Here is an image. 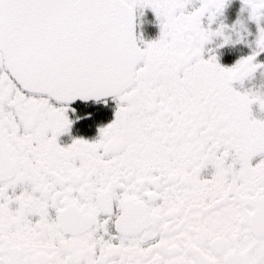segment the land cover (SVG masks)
I'll use <instances>...</instances> for the list:
<instances>
[{"label":"snow or ice","instance_id":"6c2138e0","mask_svg":"<svg viewBox=\"0 0 264 264\" xmlns=\"http://www.w3.org/2000/svg\"><path fill=\"white\" fill-rule=\"evenodd\" d=\"M246 2L264 16V0ZM186 3L0 0V264H177L164 243L146 245L172 242L204 171L222 183L235 159L264 186V166L249 163L264 158L250 107L264 99L231 86L254 57L234 68L204 59L201 17L211 22L221 0ZM145 7L161 32L141 48ZM108 96L115 116L97 139L57 142L73 123L69 102Z\"/></svg>","mask_w":264,"mask_h":264},{"label":"flooded vegetation","instance_id":"af4514ba","mask_svg":"<svg viewBox=\"0 0 264 264\" xmlns=\"http://www.w3.org/2000/svg\"><path fill=\"white\" fill-rule=\"evenodd\" d=\"M201 3L202 0H187L184 11H195ZM136 17L137 39L143 48L146 42L159 38L160 21L150 7L137 8ZM242 19L243 38L236 41L233 34L225 41L219 32L229 33ZM201 25L209 33V40L203 46V58L215 57L222 68H234L241 60L253 56L248 74L234 79L231 86L242 95L264 99V45L259 42L264 16L255 20L252 6L246 0H221V7L211 22L206 13L201 17ZM256 53L259 54L254 55ZM250 107L252 116L264 121V109L258 101ZM116 108L117 101L113 97L69 104L67 115L73 123L67 132L58 136L57 142L67 146L78 138L94 141L99 129L114 119ZM249 163L259 168L264 166V158L257 157L255 162ZM224 172L223 181L218 184L212 168L204 171L198 177L202 191L196 194V203H189L193 189L185 190L187 207L182 209L183 219L176 226L172 242L167 243L162 236L155 243L147 244L146 249L164 243V255L172 257L177 264H264V186L242 173L235 159L226 163Z\"/></svg>","mask_w":264,"mask_h":264},{"label":"clouds","instance_id":"9594fccd","mask_svg":"<svg viewBox=\"0 0 264 264\" xmlns=\"http://www.w3.org/2000/svg\"><path fill=\"white\" fill-rule=\"evenodd\" d=\"M249 15L250 16L252 15L251 10H249ZM237 25H239V26L234 25L232 30L229 33L224 34L223 32H219V34L223 36V39L225 41L229 40L234 34L235 35V40L239 41L240 39L243 38L242 34H241V28L243 27V19L237 21Z\"/></svg>","mask_w":264,"mask_h":264},{"label":"water","instance_id":"95a60500","mask_svg":"<svg viewBox=\"0 0 264 264\" xmlns=\"http://www.w3.org/2000/svg\"><path fill=\"white\" fill-rule=\"evenodd\" d=\"M137 17H136V14H135V27H134V32H135V35L137 36ZM137 44L139 46V42H138V39H137ZM109 97H112V96H108V97H101L100 99H96L94 97L92 98H89L88 100H83L81 98H77L76 100L72 101V102H69V104H73V103H76V102H82V103H89V102H92V101H100V100H104L105 98H109Z\"/></svg>","mask_w":264,"mask_h":264}]
</instances>
